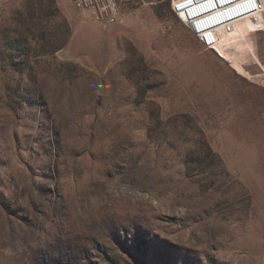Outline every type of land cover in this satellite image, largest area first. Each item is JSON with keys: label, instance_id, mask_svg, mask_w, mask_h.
I'll return each mask as SVG.
<instances>
[{"label": "rangeland", "instance_id": "obj_1", "mask_svg": "<svg viewBox=\"0 0 264 264\" xmlns=\"http://www.w3.org/2000/svg\"><path fill=\"white\" fill-rule=\"evenodd\" d=\"M174 1L0 0V264H264V31Z\"/></svg>", "mask_w": 264, "mask_h": 264}, {"label": "built area", "instance_id": "obj_2", "mask_svg": "<svg viewBox=\"0 0 264 264\" xmlns=\"http://www.w3.org/2000/svg\"><path fill=\"white\" fill-rule=\"evenodd\" d=\"M73 1L80 10L101 25L117 23L120 19L116 0ZM172 9L206 48L215 50L218 28L230 32L234 22L247 17L255 19L263 7L259 0H176Z\"/></svg>", "mask_w": 264, "mask_h": 264}, {"label": "bare ground", "instance_id": "obj_3", "mask_svg": "<svg viewBox=\"0 0 264 264\" xmlns=\"http://www.w3.org/2000/svg\"><path fill=\"white\" fill-rule=\"evenodd\" d=\"M259 1L261 2L263 9L259 14L255 15V17H256L255 19L247 17V18H244V19H241V20L234 22L232 31H230V32L223 29V28L217 29V38H218L217 41H218V43H217L214 51H217V48L220 45V34L234 33L237 31V29H239L241 33L256 32L253 30L254 28H256L257 32L264 31V27H263V25H264V13H263L264 12V0H259ZM190 9H188V11ZM247 20H249V21H247ZM250 22L253 24H251ZM247 25H249V27L252 31H250V29H247Z\"/></svg>", "mask_w": 264, "mask_h": 264}]
</instances>
